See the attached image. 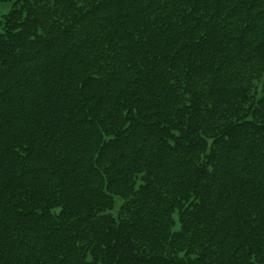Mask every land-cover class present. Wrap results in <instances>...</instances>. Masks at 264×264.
Returning a JSON list of instances; mask_svg holds the SVG:
<instances>
[{"label":"trees","instance_id":"16d2710c","mask_svg":"<svg viewBox=\"0 0 264 264\" xmlns=\"http://www.w3.org/2000/svg\"><path fill=\"white\" fill-rule=\"evenodd\" d=\"M0 3V264H264V0Z\"/></svg>","mask_w":264,"mask_h":264},{"label":"rangeland","instance_id":"374dc122","mask_svg":"<svg viewBox=\"0 0 264 264\" xmlns=\"http://www.w3.org/2000/svg\"><path fill=\"white\" fill-rule=\"evenodd\" d=\"M11 7H12V3H7V4L0 3V20L3 15L7 14L11 10ZM119 205H120V201L117 202V208L119 207Z\"/></svg>","mask_w":264,"mask_h":264},{"label":"bare ground","instance_id":"6f19581e","mask_svg":"<svg viewBox=\"0 0 264 264\" xmlns=\"http://www.w3.org/2000/svg\"><path fill=\"white\" fill-rule=\"evenodd\" d=\"M2 19V18H1Z\"/></svg>","mask_w":264,"mask_h":264}]
</instances>
